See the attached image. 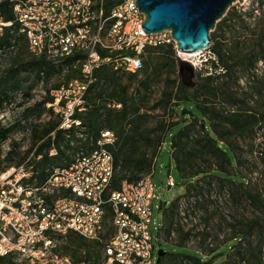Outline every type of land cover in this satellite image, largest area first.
<instances>
[{"label": "built area", "instance_id": "built-area-1", "mask_svg": "<svg viewBox=\"0 0 264 264\" xmlns=\"http://www.w3.org/2000/svg\"><path fill=\"white\" fill-rule=\"evenodd\" d=\"M16 20L28 39L30 52L57 64L75 53L80 75L51 89L48 108L59 116L57 129L87 138L79 114L87 107L97 70L108 66L119 73L144 66L148 47L175 43L171 31L146 33L145 14L136 0H121L107 10L105 0H13ZM0 15V34L10 25ZM176 45V43H175ZM55 130L51 136L55 138ZM115 130L105 128L92 148L65 163L38 167L32 159L12 165L0 174V256L17 257L28 264H88L57 250L55 236L71 232L103 244L104 264H154L157 237L152 231L156 184L153 174L119 189L112 147ZM77 142V141H76ZM58 156V148L48 150ZM39 154L38 159H42ZM176 185L172 175L167 186ZM109 226L110 237L105 241Z\"/></svg>", "mask_w": 264, "mask_h": 264}, {"label": "trees", "instance_id": "trees-1", "mask_svg": "<svg viewBox=\"0 0 264 264\" xmlns=\"http://www.w3.org/2000/svg\"><path fill=\"white\" fill-rule=\"evenodd\" d=\"M119 1L121 0H105L106 9L109 10L113 4ZM13 4V0H0V15L5 22H11L10 25L3 26V31L0 34V51L16 52L12 67L5 76L0 77V104L11 100L13 93L21 88L20 71L32 68L39 74L44 73L47 77H50L55 67L52 61L45 57L35 56L30 52L27 36L21 31V26L16 20ZM255 4L257 7L253 6L246 13H240L235 6H232L226 16L217 23L216 28L211 33L213 41L209 48L213 52L214 57L206 61V65H209V68L205 69L206 75L199 86L187 87L182 81H179L172 90L165 91V99L172 110L178 111L180 114H182L183 109L192 111V113L181 115L178 122L170 125L168 129V136L172 139V154L178 151L175 156L172 155L177 169L183 177L190 178L192 181L187 184L184 194L178 196L164 207L166 221L163 227L159 228L156 237L160 238L163 231H166V234L170 237L174 230L180 229L181 236L175 244L192 250V252L165 251L160 260L162 264L169 254L180 255V264H211L215 261L216 256H220L223 259L220 264H264L262 261L264 232L262 229H257V226H263L261 224V215L264 210V195L252 189H243L247 183V177L239 172L241 157L236 145L231 140V137L236 134L250 131L251 134L254 133L255 128L264 122V114L249 113L241 109L227 110L216 106L208 107L207 103L201 98L203 94L200 92L222 96L221 102H237L239 100L232 88V83L223 79H229L237 75L239 66L236 60L233 61L236 48L224 49L222 47L224 28L228 25L236 26L240 20L248 25L250 19L251 24L253 22L258 24L254 29H251V36L254 37L251 38V58H248V65H250L251 69H254L257 61H264V0L255 1ZM153 48L161 49L162 54L156 56L152 50ZM25 49L32 55L28 59L24 55ZM82 57H84L83 54L75 53L69 56L64 63L69 67H73L75 62ZM156 59L161 67L168 65L167 63L170 61L173 73L174 71L176 72L178 58L176 56L175 43H164L148 47L144 55L143 68L137 72L128 73L131 82H134V78L138 75H142L144 77L143 81L148 82L153 73L152 62ZM240 59L244 60L246 56H240ZM97 73L99 80L90 87L86 110L79 114V117L83 119L87 126V141H81L73 133L72 137L76 139L79 147L72 146L68 141V149H63L60 144L61 139L64 138L63 131L54 127L55 138L49 136L43 145L48 147V150L53 145L56 146L59 155L50 157L48 150L42 152V149L37 154H43L42 159L39 161L41 169L45 168L44 166H47L48 163H65L62 157L71 159L70 154L66 150H90L94 144V139L100 134L102 129L108 127L109 129L118 130V132L116 131L118 140L115 146L112 147L115 157V175L111 188L115 190L121 187L124 180L134 182L144 175L153 174L154 164L158 155L154 158V153L150 155L146 151H141L137 141L131 139L126 131L127 126L133 123V118L138 110V108L133 106V100L128 104L126 97L129 96V89L124 87V97H119V101L123 106L121 111H116L115 108L109 107L103 99L107 91L104 84H107L112 79L116 82L120 73L108 66L100 67ZM71 78H73V75L68 77V79ZM114 91L116 92V90ZM49 101H52L51 95H48L44 101L40 102V105L43 106ZM50 110L52 111V109ZM195 119L201 122L200 130L192 128L191 124ZM114 121H118L115 126H113ZM0 136L5 138L6 131H2ZM168 136H165V139ZM165 139L161 138L159 141V151ZM87 143L89 146H87ZM227 184H231L235 188L224 189ZM244 194H246L244 198L248 202L257 204L261 213L259 215L255 214L254 217L249 219L246 224L247 229L241 226L244 223L243 220L240 225H236L230 223L223 216L224 219L219 221L220 229L222 231L226 229V232L223 238L220 237L219 233L213 231L215 226L210 227V222L216 216V212L210 210L211 205L223 198L226 202L238 204L243 201ZM182 204L183 206L184 204L188 206L199 204L201 206L203 218L207 225L199 230L197 237H200L202 241V248L208 250L205 254L204 251L196 252L186 247V243L189 241L194 229L190 228L185 231V224L177 220V216L183 207ZM223 222L227 224L223 225ZM109 230L110 227L108 228ZM110 232H112V229ZM256 233L260 234V240L257 244H254L252 237ZM74 234L83 240H87L77 233ZM98 245L101 248L103 246L100 243ZM6 258H10V256H0V259ZM254 258H256L257 263H252Z\"/></svg>", "mask_w": 264, "mask_h": 264}, {"label": "rangeland", "instance_id": "rangeland-1", "mask_svg": "<svg viewBox=\"0 0 264 264\" xmlns=\"http://www.w3.org/2000/svg\"><path fill=\"white\" fill-rule=\"evenodd\" d=\"M255 1L258 2L259 0H246L244 3H236L234 6L240 13H246L253 6L257 7ZM256 26L258 24L254 22L251 24L250 19L248 25L240 20L236 26L228 25L224 28L222 47L224 49L236 48L233 61L236 60L239 66L237 75L229 79H223L232 83V88L239 100L237 102H221L222 96H214L200 91L203 94L201 98L207 103L208 107L216 106L227 110L241 109L249 113L264 114V61H257L254 69H251L250 65H248V58H251V38L254 37L251 36V29ZM152 50L156 56L162 54V50L159 48H153ZM181 53L185 52H179L176 48L178 63L174 73L170 66V61L167 63L168 65L161 67L156 59L152 62L153 73L148 82L143 81L144 77L142 75H138L134 78L135 81L131 82L128 73H120L116 82L112 79L107 84H104L107 91L103 99L109 107L115 108L116 111H121L123 108L122 103L119 101V97L123 96V88L127 87L129 89V96L126 97L128 104L133 100V106L138 108V110L133 118V123L127 126L126 131L131 139L137 141L141 151H146L150 155L154 153V158L158 155L153 170L156 193L151 223L155 236L166 221L164 207L178 196L184 194L187 184L192 181V179L185 178L180 174L173 158L178 151L172 154V139L168 136V129L170 125L178 122L180 116L184 114H180L170 108L165 99V91L172 90L179 81H182L180 68L183 62H187L193 67L195 72L193 87L199 86L206 75L205 69L209 68V65H206V61L214 57L213 52L210 50L199 52L192 57L183 56ZM15 55L16 52L0 51V77L8 73V70L12 67ZM24 55L26 59L32 56L27 49H25ZM240 56H246V59H240ZM78 69L79 67L75 64L73 67H69L64 62H58L55 64L50 77H47L44 73L39 74L32 68L20 71L21 88L13 93L11 100L0 104V134L2 131H6L5 138L0 136V174L8 167L20 164L29 158L38 167L40 166L37 153L40 149H42V152L48 150V147H44L43 144L51 136L54 127L57 128L60 122L59 116L51 111L47 104L42 106L40 102L50 95L51 89L71 80L72 78L68 79L70 75H73V78L78 77L80 75ZM117 123L118 121H114L113 126ZM200 124L201 122L195 119L191 125L193 129L200 130ZM115 131L118 132V130ZM165 136L168 137L165 139ZM161 138L165 139V142L159 151ZM81 139L83 142L87 141V138ZM231 140L236 145L241 157L239 172L247 177V183L243 189H252L264 195V122L255 128L254 133L251 134L250 131L236 134L231 137ZM68 141L69 139L64 135V138L60 141L63 149L67 148ZM70 144L79 147L76 141L74 143L70 142ZM66 151L68 154L75 156L82 150L74 151L69 149ZM170 175H172L176 183L172 187L167 186V180ZM230 187L235 188L233 185L227 184L224 189ZM244 197H246V194L243 195V201L238 204L226 202L223 198L211 205L210 210L215 211L216 216L210 222V227L214 225L213 231L219 233L220 237L223 238L226 232V229L225 231L220 229L219 222L224 217L230 223L236 225H240L243 220L244 223L241 226L247 229L246 224L249 219L254 217L255 214L259 215L261 213L257 204H251ZM261 216V224L263 226H257V229H262L264 232V210ZM177 220L185 224V231L190 228L194 229L189 241L186 243V247L196 252L204 251V254L207 253L208 250L202 248L200 237H197L199 230L207 225L203 218L201 206L199 204L190 206L184 204L180 214L177 216ZM226 224V222H223V225ZM109 227L111 230L112 227ZM110 230L106 235L105 241L110 237ZM161 235L160 238H157L154 264H162L158 262L160 249L170 252H192V250L175 244L181 236L180 229L174 230L170 237H168L166 231H163ZM252 239L254 240L253 243L257 244L260 240V234L256 233ZM55 243L60 253L70 255L75 261H86L89 264L105 263L103 249L93 240H83L76 234L69 233L65 235L57 234ZM180 261V255L169 254L163 264H180ZM222 261L223 259L220 256H216L215 261L211 264H220ZM262 261L264 262V254ZM253 262L257 263L256 258H254ZM0 264L28 263L17 257H10L0 259Z\"/></svg>", "mask_w": 264, "mask_h": 264}, {"label": "water", "instance_id": "water-1", "mask_svg": "<svg viewBox=\"0 0 264 264\" xmlns=\"http://www.w3.org/2000/svg\"><path fill=\"white\" fill-rule=\"evenodd\" d=\"M246 0H136V6L145 14L141 23L146 33L169 30L179 52L199 53L209 50L212 31L236 3ZM182 83L194 86L195 72L183 62L180 68ZM192 113L187 109L182 114ZM164 250H159L160 263Z\"/></svg>", "mask_w": 264, "mask_h": 264}, {"label": "bare ground", "instance_id": "bare-ground-1", "mask_svg": "<svg viewBox=\"0 0 264 264\" xmlns=\"http://www.w3.org/2000/svg\"><path fill=\"white\" fill-rule=\"evenodd\" d=\"M181 55L192 57V56L197 55V53H193V54H191V53H181Z\"/></svg>", "mask_w": 264, "mask_h": 264}]
</instances>
